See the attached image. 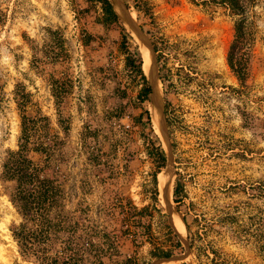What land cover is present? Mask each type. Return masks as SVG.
<instances>
[{"label":"rangeland","instance_id":"rangeland-1","mask_svg":"<svg viewBox=\"0 0 264 264\" xmlns=\"http://www.w3.org/2000/svg\"><path fill=\"white\" fill-rule=\"evenodd\" d=\"M124 1L158 45L156 87L168 142L154 125L147 73L143 68L151 87L144 100V80L126 67L122 26L129 47L140 48L121 19L103 24L101 4L90 0H0V171L7 150L18 148L19 88L30 96L26 112L49 116L50 132L65 138L69 208L82 201L101 221L107 187L139 208L150 205L143 242L122 247L139 264L158 258L152 251L173 248V234L182 243L174 254L185 256L170 264H264V0L247 2L250 62L244 83L227 61L237 19L228 7L212 0H144L148 14L139 16L134 0ZM49 27L62 29L69 51L56 68L70 88L60 105L48 72L32 63L31 44L42 48ZM250 113L257 118L255 128L247 124ZM63 125L70 126L68 134ZM86 126L93 129L90 141L103 165L113 172L110 183L100 181L87 158L81 138ZM163 172L170 174L169 201L178 213L161 197ZM177 182L181 201L173 195ZM173 217L181 218V228ZM20 220L0 181V264H35L20 255L12 235Z\"/></svg>","mask_w":264,"mask_h":264},{"label":"trees","instance_id":"trees-1","mask_svg":"<svg viewBox=\"0 0 264 264\" xmlns=\"http://www.w3.org/2000/svg\"><path fill=\"white\" fill-rule=\"evenodd\" d=\"M90 1L101 4L103 24L120 23L110 0ZM212 1L225 5L237 17L227 61L238 80L244 83L249 77L250 62L249 31L245 17L248 0ZM133 2L139 16L148 14L146 1ZM47 31L49 39L42 48L31 44L32 63L37 71L48 72L52 94L57 105H60L70 88L67 75L59 73L56 68L64 64L69 51L60 27H49ZM122 35V44L126 50V67L142 77L145 86L141 95L144 100H148L151 87L143 71L141 52L137 47H129V33L125 26H122ZM154 48L158 51L155 42ZM40 52H43V56ZM161 57L159 52V74L165 83L168 76L167 67L162 63ZM47 65L52 66V69L44 71ZM17 93L21 110L18 148L7 150L0 171V181L21 216L20 222L11 228L20 255L35 264H139L135 255L123 251L122 247L126 241H131L134 245L143 242L146 228L150 226L147 216L153 214L150 205L139 208L130 198H125L113 190L108 191L107 187L103 192L101 221L91 215L90 206L82 201L74 208H69L66 201L68 176L65 138L50 132L49 116L26 112L29 93L20 91L19 88ZM118 116L121 118L123 113ZM256 119V116L250 113L247 118L248 126L255 128ZM59 120H62L61 115ZM148 124L151 126L150 120ZM63 128L68 134L70 126L63 125ZM92 133L93 129L90 127L86 126L83 130V148L100 181L104 184L110 183V178L114 177L113 172L103 165L99 149L91 144ZM33 152L39 157L35 158ZM158 152L165 163L166 153L161 144L158 145ZM181 189V184L177 182L173 191L176 201H181ZM171 242L173 248L157 249L152 251L153 255L162 257L181 252L182 243L176 234L171 236Z\"/></svg>","mask_w":264,"mask_h":264},{"label":"water","instance_id":"water-1","mask_svg":"<svg viewBox=\"0 0 264 264\" xmlns=\"http://www.w3.org/2000/svg\"><path fill=\"white\" fill-rule=\"evenodd\" d=\"M111 3L113 4V7L115 11L117 12L119 18L121 21L130 29L132 33H134L135 37H138L143 43H147V47L150 50V55H151V70L147 75L149 82L152 87V100L154 101V105L157 106L159 104L160 112H161V120H162V125H163V136L168 142V133H167V127H166V120L164 118V112H163V106L161 102H158V91L156 87V79H157V72H156V57L154 55V46L145 33L144 29L141 27L140 24H138L137 20L135 17H133L131 10L127 6L124 0H110ZM137 39V38H136ZM138 41V40H137ZM146 41V42H145ZM165 203L169 207V209L172 212H177L178 211L172 206L169 200H165ZM185 254H172L169 256H162L154 259L151 264H170L173 262H178L184 259Z\"/></svg>","mask_w":264,"mask_h":264},{"label":"bare ground","instance_id":"bare-ground-1","mask_svg":"<svg viewBox=\"0 0 264 264\" xmlns=\"http://www.w3.org/2000/svg\"><path fill=\"white\" fill-rule=\"evenodd\" d=\"M132 15L134 17V13H132ZM136 38L138 40L140 52H141V55H142V58H143V68H144V71L148 74L150 72V70H151L150 50H149V48L146 45L147 43L145 44L138 37H136ZM158 102H161L160 93L159 92H158ZM158 105L159 104H157V106H152V112H153V115H154V122H155L154 125L156 127V130L159 131V133L161 135H163V125H162L163 123H162V120H161V112H160V108H159ZM171 180H172V177H171ZM170 182H171L170 181V174L168 172L161 173V175H160V184H161V189H162L161 197L164 200H166V199L169 200V197H170V186H171ZM173 215L175 216V214H173ZM177 217H179V216H177ZM179 219H181V218H179ZM179 219L174 218V223L178 227H180ZM181 222H182V220H181ZM179 233H181V232H179Z\"/></svg>","mask_w":264,"mask_h":264}]
</instances>
